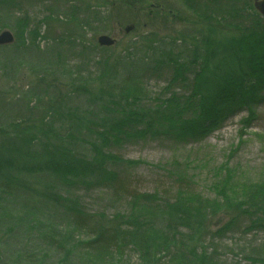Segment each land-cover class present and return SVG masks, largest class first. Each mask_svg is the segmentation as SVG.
I'll use <instances>...</instances> for the list:
<instances>
[{"label":"trees","instance_id":"1","mask_svg":"<svg viewBox=\"0 0 264 264\" xmlns=\"http://www.w3.org/2000/svg\"><path fill=\"white\" fill-rule=\"evenodd\" d=\"M16 1L6 3V0H0L2 8L10 12L18 7ZM211 1L212 4L220 2ZM240 2L235 0V5L231 7L232 11L237 10V14L240 13L237 8ZM81 3L86 8L81 10L72 6L73 21L68 24L78 26L80 31L83 29L76 21L78 14L80 11H91L87 0ZM186 3L195 14L206 10L200 13L204 15L205 23L218 21L205 7L206 3L201 7L192 0H186ZM124 6L130 7L129 4L123 5L119 16L125 13L126 17L133 18L135 12ZM78 11L80 13L75 14ZM217 12L220 10H216L219 17ZM162 18L166 20V17ZM48 27L51 31L52 27ZM16 29L15 44L0 47V50L6 52L10 48L12 56L23 55L26 58L30 57V52L38 55L40 51L57 68L64 62V47L83 38L78 36L79 33L69 34L70 29L59 36L51 32L50 36L44 37L38 30L30 32L28 23L23 19L16 22ZM204 30L195 38L183 35L168 42V49L160 52V60L154 63L155 67L164 64L175 67L177 75H174V82L181 80L186 83L187 76L190 80L191 74L194 75L189 82L191 94L186 105L172 95L170 100L161 102L158 109L143 107L138 81L141 77L135 76L150 66L145 65L149 54H157L160 50L151 46L159 41L153 39L144 54L138 50L131 52L137 46L135 44L125 50L127 56L115 61L107 55L111 49L102 48L100 79L101 82L107 80L106 85L94 101L89 100L92 91L87 86L78 88L79 97L85 98L93 107L71 109L68 100L58 102L53 99V107L43 112V116L37 113L6 116L5 122L0 124V264H128L134 256L138 257L136 259L140 264H167L161 259L170 248L176 254L172 257L164 255L169 263L214 264L213 259L208 260L210 257L206 252H199L201 248L206 250L203 226L207 217L205 209L211 203L203 200L201 194L189 193L188 187H180L175 200H165L163 207L145 206L143 203H150L157 195L137 194L135 183L122 179L108 167V164H119L121 158L104 151L111 145V138L115 137L116 143H120L123 134H130L128 128L131 125L143 121H147L153 129L150 136L140 135L142 139L163 136L180 143L204 141L206 136L224 129L225 124L235 119L242 110L250 112L253 106L264 100V32H261L262 51L256 49L254 43L256 32L236 29L241 33L239 37H227L229 34L217 30L216 26ZM28 33V38L32 39L30 44L25 38ZM40 38L47 42L45 51L40 49V44L36 45ZM178 41L183 43L182 46H176ZM183 59L187 62H181ZM120 72L126 74L121 86L118 85ZM173 87L170 80L165 92L171 93ZM58 97L61 99L63 96ZM97 105L101 107L95 112L91 110ZM254 119L255 115L251 121L247 117L243 124L250 127L248 124ZM130 135L140 139L135 134ZM95 138L100 140V144ZM128 164L138 165L136 162ZM230 172L226 174L227 180L233 176ZM180 181L183 182L182 179ZM229 181L213 187L221 202L219 200L211 210L215 216L232 208L238 215L231 217L212 236L220 238L239 232L240 215L246 216L250 223L244 232L263 231L264 176L260 186L251 187L249 192L244 188L239 190L240 196H237L233 186H229ZM79 187H104L117 200L121 197L134 199L135 210L130 215L117 214L111 219L105 212H92L81 204L80 198L74 196ZM144 215L149 218L143 219ZM155 218L164 220V230L156 227ZM14 219L24 225L16 226L12 223ZM180 229L188 231V243L184 237L187 235L182 234Z\"/></svg>","mask_w":264,"mask_h":264},{"label":"rangeland","instance_id":"2","mask_svg":"<svg viewBox=\"0 0 264 264\" xmlns=\"http://www.w3.org/2000/svg\"><path fill=\"white\" fill-rule=\"evenodd\" d=\"M9 1L6 0V3ZM17 1L18 7L11 12L2 8L0 2V12H2L0 13V35L5 31H10L16 38V22L23 19L28 23L30 32L38 30L44 37L50 36L51 32L59 36L70 29L69 34L70 32L79 33L78 36L83 38L76 44L64 47V62L59 68L51 65V61L43 57L40 51L38 55L30 52V57L26 58L23 55L12 56L10 48L6 52L0 50V116H3L0 118V124L5 122L6 116L9 115L37 113L43 116V112L53 107V99L58 102L62 99L68 100L71 109L93 107L85 98L79 97L78 88L83 85L87 86V89L92 91L89 100L94 101L96 95L101 93L102 87L106 85L107 80L101 82L100 79L104 53H102L103 49L98 46V39L102 35L118 40L117 45L107 53L113 61L127 56L128 52L125 50L132 48V45L137 46L131 52L138 50L144 54L150 47L148 43H151L153 39L159 40L155 42L157 45L155 43L151 45L159 47V52L154 55L149 54L145 59V65L150 66L145 67L135 76L141 77L138 81L142 89V105L152 110L158 109L162 105L161 102L170 100L172 95L178 97V101L186 105L191 94L189 82L193 80L194 75L191 74L190 80L188 75L186 83L181 80L174 82V75H177L174 73L175 67L166 64L157 67L154 65L160 60V52L167 48L168 42L182 38L183 35L195 38L201 32H205L204 28L209 29L211 26H216L217 30L228 33L227 37L230 35L239 37L241 33L236 29L256 32L254 35L256 49L263 51L261 41H263L264 19L259 16L254 7L256 0H241L240 4H237L239 14L236 13L237 10L232 11L231 8L235 5V0H220L218 4H212L211 0H192L200 7L206 3L205 7L212 13V17L218 20L210 21L209 24L204 22V15H200L206 10L195 14L187 7L186 0H149L150 2L148 0V2L146 0L142 2L138 0H93L89 2L87 0V4H91V11L75 13H80L76 21L83 29L82 31L78 26L74 24L68 26V24L73 21L72 6H77L81 10L86 8L81 6L83 0ZM128 4L132 8L124 7L133 10L135 16L126 17L124 13L120 17V9ZM1 9L4 10L1 11ZM218 9L220 10L217 12V14L220 13L219 17L216 15ZM162 17H166V20ZM48 25L52 27L51 31ZM129 26H135L134 31L125 34L124 30ZM28 36L29 33L25 38L27 39ZM30 40L32 39H29V44ZM163 43L166 45L162 46ZM39 44L43 51L48 48L47 42L42 38L36 45ZM182 44L178 41L176 46L180 47ZM93 46L98 48L94 49ZM185 60L181 62H187ZM155 69H159L158 73ZM125 76L126 74L123 75L120 72L119 86L124 84ZM170 80L174 86L171 93L165 92ZM58 95L63 97L60 99ZM98 107L101 105L91 110L95 112ZM254 115L255 119L248 124L250 127H246L243 120L248 117L251 121ZM128 129L130 134H135L140 138L143 134L150 136L153 127L147 121H143L131 125ZM130 134H123L118 144L115 137L111 138V145L104 148V151L121 158L119 164H108V167L121 175L122 179L135 183L138 186L137 194L157 195V198L150 203H143L145 206L161 208L165 200H175L174 197L180 187H188L189 193L201 194L203 200L211 203L205 209L207 217L204 218L206 221L203 226L206 234L203 238L206 250L201 248L199 252H206L210 257L208 260L213 259L214 264H252L253 262L264 264V230H255L250 234L244 232L250 223L246 216L240 215L239 232H232L220 238L213 237L212 235L224 226L225 222L231 217H237L238 213L229 208V212L224 210L213 216L211 210L218 205L219 200L221 202V198L213 188L217 184L221 185V182L226 183L230 180L229 186H233L238 192L237 196H240L239 190L242 191L244 188L249 192L251 187L260 186L262 183L260 180L264 176V100L258 102L257 106H253L250 112L247 109L242 110L235 119L225 124L224 129L206 136L204 141L180 143L163 136L136 139ZM96 143L100 144V140L96 139ZM130 162H136L138 165H129ZM228 171H232L233 173L230 172V174L233 176L227 180ZM181 179L183 182L180 181ZM79 188L74 196L80 198L81 204L92 212H105L106 216L111 219L117 214L130 215L135 210L132 202L134 199L121 197L123 199L120 198L118 200L121 201H118L112 192L104 187ZM220 216L221 221H219ZM143 217V219L149 218L146 215ZM163 221L161 218H155L153 222L159 230H164ZM190 223L192 226V221ZM185 229H180V231L187 235L188 231ZM184 237L188 243L189 235ZM81 239L86 238L81 237ZM195 244L197 247L198 244ZM174 254L176 251L170 248L169 251L164 252L161 260L163 263L175 264L164 259L165 256L172 257ZM136 258L138 257L134 256L128 264H140Z\"/></svg>","mask_w":264,"mask_h":264},{"label":"water","instance_id":"3","mask_svg":"<svg viewBox=\"0 0 264 264\" xmlns=\"http://www.w3.org/2000/svg\"><path fill=\"white\" fill-rule=\"evenodd\" d=\"M254 7L256 8L257 12L264 17V0L258 1L256 0L254 3ZM133 28H128L126 33H130ZM16 39L13 36V33L10 31H5L0 35V47H6L15 44ZM99 46L107 47V48H114L116 44L115 39H111L110 37L103 35L99 41Z\"/></svg>","mask_w":264,"mask_h":264},{"label":"bare ground","instance_id":"4","mask_svg":"<svg viewBox=\"0 0 264 264\" xmlns=\"http://www.w3.org/2000/svg\"><path fill=\"white\" fill-rule=\"evenodd\" d=\"M12 223H13V224H16V226H18V227H19V225H24L23 222H20V221L17 220V219H14V221H13ZM13 224H12V225H13ZM11 227H12V226H11ZM14 227H15V226H14ZM14 227H13V228H14Z\"/></svg>","mask_w":264,"mask_h":264}]
</instances>
